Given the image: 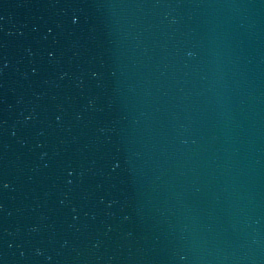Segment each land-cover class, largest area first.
<instances>
[{
    "label": "water",
    "instance_id": "water-1",
    "mask_svg": "<svg viewBox=\"0 0 264 264\" xmlns=\"http://www.w3.org/2000/svg\"><path fill=\"white\" fill-rule=\"evenodd\" d=\"M0 264H264V0H0Z\"/></svg>",
    "mask_w": 264,
    "mask_h": 264
}]
</instances>
